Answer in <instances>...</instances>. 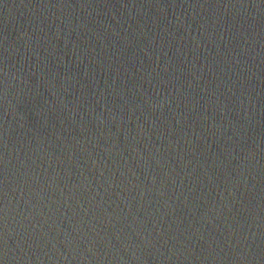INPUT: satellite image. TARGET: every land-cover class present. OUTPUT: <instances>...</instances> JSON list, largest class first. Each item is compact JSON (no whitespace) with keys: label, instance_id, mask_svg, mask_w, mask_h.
<instances>
[{"label":"water","instance_id":"1","mask_svg":"<svg viewBox=\"0 0 264 264\" xmlns=\"http://www.w3.org/2000/svg\"><path fill=\"white\" fill-rule=\"evenodd\" d=\"M0 264H264V0H0Z\"/></svg>","mask_w":264,"mask_h":264}]
</instances>
